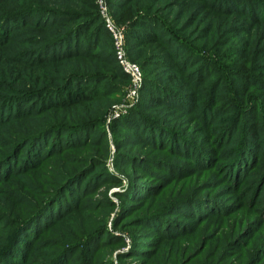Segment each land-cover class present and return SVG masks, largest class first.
<instances>
[{"label": "trees", "instance_id": "obj_1", "mask_svg": "<svg viewBox=\"0 0 264 264\" xmlns=\"http://www.w3.org/2000/svg\"><path fill=\"white\" fill-rule=\"evenodd\" d=\"M109 1L116 8L113 12L118 19H124L121 11L127 3L130 9L133 6L140 9L141 12L127 22L125 41L129 58L143 67L136 103L126 113L107 123L116 145L113 170L105 166L109 149L104 127L110 104L108 96L120 92L129 76L117 63L110 33L100 18L94 0H24L23 4L11 7L1 15L4 22L0 30V91L6 92L8 97L0 96V123L12 116L27 117L33 111L35 118L23 122L22 128L10 132L0 143V162H9L0 178L8 179L18 171L31 176L38 173V176L33 189L24 185L19 203L11 202L0 212V221L7 214H13V221L8 226L12 228L15 224L9 241L5 240L0 247V264H33L35 239L49 230L54 235V243L50 246L51 252L47 251L49 257L40 264H117L109 256L110 250L106 256L105 253L97 255V252L101 248L125 243L127 235L130 237V247L122 253L131 255L145 252L147 248L140 246L133 228L162 231V226H165L163 222H168L165 218L175 215H172L174 211L171 206L158 209L150 205L156 193L152 190L153 184L145 182L143 178L146 175L142 174L153 170L152 163L158 161H166L167 169L174 167V161L166 159L163 153L173 149L175 144L181 153L195 155L196 163L205 164L208 158L212 161V151L205 141L186 134L190 125L186 131L183 126L182 129L171 126L153 110L164 106L163 116L173 109L184 112L182 123L193 118L191 112L194 110H198L199 120L203 123L213 119L218 100L207 90L208 87L201 97L199 87L207 84L209 88H214L219 81L206 83L211 69H227L226 62L232 55L228 50L222 51L221 59L213 52H210L212 58L209 54L201 55L199 46L154 13L156 0L144 4V0ZM214 1L218 0H205V4L210 6ZM0 2L16 3L15 0ZM262 4L264 0H241L238 5L225 3L221 10H231L244 23L233 26L235 34H240L248 29L246 21L251 23L250 28L264 23V6L258 10ZM244 14L247 19L241 18ZM223 20L229 23L231 19ZM151 24L153 29L160 25V29L151 31ZM17 34L24 35L14 39ZM151 40H163L166 46L174 43V51L171 50L170 54L183 55L176 63L179 68H184L181 70L191 69L188 74L196 87L190 88L188 85L185 88L177 72L167 73L166 82L153 77V71L146 67L151 54L146 53V46ZM248 46L249 41L246 40L244 49ZM260 50L263 54L264 40ZM162 58L165 60V56ZM224 58L227 60L224 61ZM164 60L161 62L166 63ZM190 61L194 62L188 65ZM246 67L252 68V65ZM254 68L264 69V63L256 64ZM112 70H115V76ZM259 75H245L244 72L240 75L242 85L248 82L249 86L245 87L247 96L258 95L264 89H259L264 87V78ZM249 76H253L251 81H247ZM257 98L250 105H240L238 116L243 115V119L238 125L231 123L217 133L215 141H220L231 132L229 126L232 125L234 130L239 129L234 140L239 137L240 145L234 146V143L232 148L225 150L224 155L227 156L221 164L227 178L237 175L238 169L245 170L250 164L253 149L258 150L264 128L261 121L264 107ZM58 109L59 113L56 112ZM190 122L198 123L194 118ZM124 133L132 135L133 139H120ZM21 149L25 150L23 157L14 168L13 160L17 159ZM138 149L145 150L146 154ZM184 168L185 165L180 164L179 169ZM36 169L40 174L35 173ZM94 177H97L95 181ZM123 178L125 187L119 195L135 201L144 198L142 205L133 209V212L141 211V214L130 219L124 216L119 222L128 207V204L122 203L115 209L111 227H108L106 219L94 224L91 217L96 215H90L80 226L73 224L70 217V222H65L64 227L72 225V232L59 229L62 212L80 207L81 194L87 185L98 182V188L104 184H122ZM83 183V189L76 187V184ZM68 192L70 197L67 199L70 201L64 197ZM84 198L90 199L92 195L86 194ZM56 203H59L57 207ZM114 203L113 199L106 198L101 200L96 210L102 212ZM128 221L132 223L124 225ZM116 228L118 231L114 232ZM103 233L105 238L101 236ZM147 242L149 244L150 239ZM118 256L123 257L121 254Z\"/></svg>", "mask_w": 264, "mask_h": 264}, {"label": "rangeland", "instance_id": "obj_2", "mask_svg": "<svg viewBox=\"0 0 264 264\" xmlns=\"http://www.w3.org/2000/svg\"><path fill=\"white\" fill-rule=\"evenodd\" d=\"M15 1V4L0 2V30L1 23L4 22L1 17L2 13H6L11 7L24 3V0ZM149 1L144 0L143 4ZM240 1L218 0L217 2L214 1L210 6L205 4V0H156L154 2V13L166 19L177 32L182 34L191 43L199 46L198 49H200L201 55H210V52H213L221 59V53L225 50H228L229 54L232 55L226 62V65H228L227 69H211V75L208 77L206 83L211 84L212 82L219 81L214 88H209V86H206L207 84H202L199 87L201 97L204 94V89L208 87L207 90H210L218 100L213 119L210 118L208 122L203 123L199 120L200 114L198 110H194L191 112V115L198 123H191L190 121L193 118L182 123V114L184 112L173 109L168 113H164L163 116L164 106L153 110L171 126L179 129H182L181 126H183L184 131H186V128L190 125L186 134L188 136L190 134L192 137L197 136L199 140L205 141L206 146L212 151L210 153L213 158L212 161L208 158L205 164H201L196 163L195 155L191 156L181 153L176 144L173 149L166 150L163 155L166 159L174 161L172 162L175 164L174 167L167 169L166 161H158L152 163L153 170L145 171L142 176L146 175L143 178L144 181L151 182L154 186L152 190L156 193V196L152 198V203L150 201L148 203H151V206L158 207V209H165L171 206L172 211H174L172 215L175 216L165 218L168 222H165L166 224L163 222L162 225L165 226H162V231L154 229L146 230L145 227L133 228L140 241V246L144 247V249L147 248L145 252L132 253L131 255L122 253L126 252L130 247V237L127 235L124 239L125 243L111 245V247L106 249L101 248L97 252V255L105 253L106 256L110 250L109 256L113 257L114 261H117V264H264V128L258 141V150L253 149L250 164L243 171L238 169L239 173L231 179L225 176V168L221 167V164L224 162V157L227 156L224 155L225 150L232 148L234 143H236L234 146L240 145L241 139L239 137L234 140L239 129L234 130L231 125L229 126L231 132H228L220 141L218 139L215 141L220 128L226 127V125L231 123H234V125L235 123L239 124L243 119V115L241 117L238 116L240 105L249 104L258 96L259 98L257 99L261 101L264 107V97H262L264 96V89L260 93L258 92V95L251 94L247 96L246 93L248 92H245V87L249 86L248 82L242 85L240 77L242 72H244L245 75L254 74L256 76L257 73H260L259 77L264 78V69L254 68L256 64L264 63V53L262 54L260 50L261 43L264 40V23L250 28L252 26H250L251 23L246 21L245 26L248 29L240 34H235L233 26H239L244 23L240 22L231 10H221L225 3H235V5H238ZM94 3L101 20L103 21L104 19L101 15V8L104 7L105 13L117 25L124 27V33L129 19L141 12L140 9H135V6L132 9L128 8L127 3L125 4V9L121 11L124 19H118L113 12L116 8L113 7L109 0H94ZM263 6L262 4L258 10H261ZM241 18L247 19V15L244 14ZM223 19L231 20L229 23H224ZM204 27L209 29L208 33H206L207 28ZM153 28L151 24V31H155V29L159 30L160 25H157L155 29ZM22 35L24 34H17L14 36V39ZM246 40L249 41V46L244 49V42ZM146 47V53H151L148 56L149 60H147L148 65L146 67L153 71V77L166 82L167 73L177 72L185 88L188 85L190 88L196 87L192 85L193 82H191L188 74V71L190 73L191 69L181 70L184 68H179L176 63L179 57L183 55L176 52V55L170 54L171 50H173L172 48H174V43L166 46L163 40L158 42L151 40ZM163 56H165V60L162 58ZM210 57L212 58L211 55ZM162 60L166 63L161 62ZM223 60L226 61L227 59L224 58ZM193 62L190 61L188 65ZM136 63L139 64V62ZM245 65H252V68ZM140 69L143 72L142 66H140ZM112 72H114L113 75L115 76V70H112ZM248 79L247 81H251L253 76H249ZM128 82L124 84L120 92H115L108 96L110 104L108 105L106 116L113 107L121 103L126 93L125 90L127 89ZM262 88L264 87L259 89ZM249 89L252 88L249 87ZM0 96L6 98L8 94L0 91ZM135 103L136 100L127 107L126 112ZM230 107L231 109H229ZM56 112L59 113L60 110L58 109ZM34 118L35 113L33 111L27 117L18 118L12 116L7 118L4 123H0V143H3V139L10 132L16 131L19 127L22 128L23 122ZM210 121L212 124H210ZM261 121L264 124V118ZM108 122L106 120L104 125L107 130L109 143L105 166L109 170H113L115 168L113 165V155L116 145L112 138V129L107 124ZM122 138L133 139V136L129 133H124L120 139ZM131 141L133 142V140ZM146 149L148 150L149 148ZM138 150L146 154L145 150ZM24 151V149H21L17 159L13 160L14 168H16L17 161L23 157ZM149 152L151 153V151ZM203 158L207 157L203 156ZM8 163L7 161L0 162V176L3 175ZM180 164L185 165L183 170L179 169ZM173 169H176V171ZM34 171L40 174L39 170L36 169ZM37 176L38 173L31 176L30 174L18 171L8 179L4 177L0 178V212L11 202L14 204L19 203L20 193L24 189V185L33 189ZM96 178L94 177V181ZM125 182L123 178L122 184H104L98 188V182L95 185H87L81 194L83 198L79 204L80 207L78 209H67L62 212L63 216L61 217H63V220L62 222H58L60 223L59 229L64 231L71 230L72 232V225L64 227L65 222H70V217L73 224L80 226L81 222L85 221L86 217L89 218L90 215H96V217H91L92 221H95L94 224H99V221L106 219L108 227H111L110 223L115 215V209L122 203L128 204V207L125 208L124 214L118 220L119 222L124 216H126L125 219H130L135 215L141 214V211L133 212V209L140 207L144 198L135 201V199L131 200L119 195L125 187L123 185ZM77 186L83 189L84 183L82 185L76 184ZM86 194L92 195V198H84ZM69 195L70 193L68 192L64 197L67 199V197H70ZM106 198L113 199L114 205H109L102 212H98L96 207L101 200ZM67 200L70 201V199ZM58 205L59 203H56V207ZM13 218V214H7L0 221V247L4 245L3 242L5 240L9 241V235L13 231L15 224H13L12 228L8 224L13 221ZM124 223V225H129L132 222L128 221ZM117 228L114 232L118 231ZM110 231L112 232V229ZM101 236L103 238L106 237L105 233ZM149 239L150 243L148 244L147 241ZM35 241H37L34 249L35 261L33 260L32 263L40 264L49 257L47 251L51 252L50 246L54 243V235L49 230L42 233L40 238L35 239ZM119 254L123 255V257L118 256Z\"/></svg>", "mask_w": 264, "mask_h": 264}, {"label": "built area", "instance_id": "obj_3", "mask_svg": "<svg viewBox=\"0 0 264 264\" xmlns=\"http://www.w3.org/2000/svg\"><path fill=\"white\" fill-rule=\"evenodd\" d=\"M101 15L104 17V25L111 35L117 63L122 70L127 73L130 81L121 103L113 107L107 114L106 120L108 122L116 116L125 113L127 107L136 100L142 83V72L140 65L131 60L127 54L124 27L117 25L113 19L105 13L104 7L101 8Z\"/></svg>", "mask_w": 264, "mask_h": 264}]
</instances>
